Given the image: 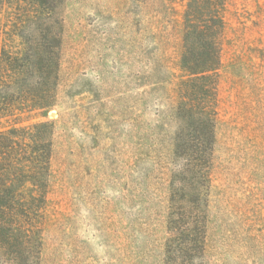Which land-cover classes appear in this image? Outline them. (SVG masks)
Wrapping results in <instances>:
<instances>
[{"label":"rangeland","instance_id":"374dc122","mask_svg":"<svg viewBox=\"0 0 264 264\" xmlns=\"http://www.w3.org/2000/svg\"><path fill=\"white\" fill-rule=\"evenodd\" d=\"M190 3L58 0L46 18L24 1H0V55L26 47L38 65L47 40L58 45L54 104L0 118V131L28 138L13 170H30L22 160L32 135L49 141L41 264H167L174 154L192 133L176 120L193 102V78L179 65ZM223 15L210 178L187 187L209 203L197 264H264V0H227ZM39 71L30 66L28 85Z\"/></svg>","mask_w":264,"mask_h":264},{"label":"trees","instance_id":"16d2710c","mask_svg":"<svg viewBox=\"0 0 264 264\" xmlns=\"http://www.w3.org/2000/svg\"><path fill=\"white\" fill-rule=\"evenodd\" d=\"M20 1H24L25 6L32 5L36 13L46 18L58 4V0ZM190 1L193 5L190 3L185 8L182 20L183 46L179 65L184 75L193 78V85L187 92L193 102L192 108L184 111L179 107L176 120L190 122L192 133L178 137L174 154V162L181 167L173 172L171 179L167 227L173 240L167 250V264H197L204 254L209 203L203 195L193 196L187 187L193 179L198 178L203 184L210 178L216 115L209 105L215 100L218 80L212 73H218L222 67L223 11L227 0ZM201 6L212 10L211 14L205 15ZM201 13L204 14L202 19L199 18ZM60 23L56 20V28L61 26ZM46 28L48 37L52 29ZM47 41L46 56L38 65L32 63L30 49L26 47L11 53L3 49L0 55V118L28 108L47 110L54 104L58 45ZM30 66L40 70V77L37 80L31 78L28 85L25 75H34ZM26 104L28 107L24 106ZM47 124L42 121L34 123L33 127ZM15 128L0 131V264H41L44 243L37 224L43 218L50 191L49 141L40 134L32 135V151L22 160L30 170H13V162L20 159L18 146L28 145V138L23 141L17 137ZM25 182L30 184L27 195L23 194Z\"/></svg>","mask_w":264,"mask_h":264}]
</instances>
